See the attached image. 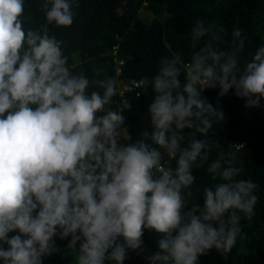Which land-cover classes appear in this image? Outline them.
Instances as JSON below:
<instances>
[{
  "label": "clouds",
  "instance_id": "1",
  "mask_svg": "<svg viewBox=\"0 0 264 264\" xmlns=\"http://www.w3.org/2000/svg\"><path fill=\"white\" fill-rule=\"evenodd\" d=\"M76 7L74 0H46V23L25 28V0H0V262L43 264L60 251L59 236L71 237L67 249H78L76 264H124L129 250L146 253L145 229L159 234L145 256L149 264H198L213 249L226 258L243 239L242 219L255 214L258 186L235 179L243 168L234 166L232 151L207 167L223 182L203 188L202 205L194 202L201 189L193 192V169L208 161L212 145L190 139L182 146V134L207 137L224 119L201 96L205 88L218 87L221 97L234 89L245 107L260 106L264 46L241 67V30L233 29L223 50V27L197 20L187 68L163 57L151 80L119 90L116 79L98 80L103 92L89 93L90 80L69 65L63 41L49 35V25L74 23ZM149 83L151 130L132 143L122 114L132 102L125 96L139 98ZM135 88L140 94L129 92ZM117 94L120 107L113 109ZM165 154L175 168L165 167Z\"/></svg>",
  "mask_w": 264,
  "mask_h": 264
},
{
  "label": "trees",
  "instance_id": "2",
  "mask_svg": "<svg viewBox=\"0 0 264 264\" xmlns=\"http://www.w3.org/2000/svg\"><path fill=\"white\" fill-rule=\"evenodd\" d=\"M45 2L25 0V28H39L46 23L41 8ZM74 4H78L74 23L67 28L49 25V35L63 41L65 53L70 57L69 65H74L76 72L83 71L90 80L89 93L103 92L96 83L98 80L116 79L117 90L141 77L151 80L163 57L176 58L187 68L195 51L190 30L197 20L203 21L205 27H223L224 42L220 45L223 50L231 46L233 29L241 30L244 40L238 57L241 67L264 46V0H74ZM205 39L207 37L202 38L201 43ZM115 48L116 55L113 54ZM72 53H77L75 60L71 58ZM118 61L122 63L119 73ZM154 95L149 83L139 98L125 96L132 102L131 110L122 113L132 143L141 139L146 128L151 130L148 107ZM201 96L214 108L222 110L224 119L214 121L207 137L188 129L182 134V146L190 139H206L212 145L208 161L203 167L193 169V192L197 187L201 189L194 202L202 205L203 188L223 182L219 177L213 180L207 167L222 154L228 159L232 151L237 153L234 166L243 168L235 179L256 183L254 194L258 201L253 218L241 221L243 239L237 238L226 258L213 249L201 256L198 264H264V98L259 107L248 108L245 99L237 97L234 89L221 97L218 87L205 88ZM113 101L111 107L119 108L118 94ZM163 163L165 167L176 166V160L166 154ZM222 166L227 165L222 161ZM158 238L159 234L145 229L142 239L146 253L138 255L137 251L129 250L124 264H149L145 256L155 251ZM54 239L60 251L44 257L43 264H76L78 249H67L71 237Z\"/></svg>",
  "mask_w": 264,
  "mask_h": 264
},
{
  "label": "built area",
  "instance_id": "3",
  "mask_svg": "<svg viewBox=\"0 0 264 264\" xmlns=\"http://www.w3.org/2000/svg\"><path fill=\"white\" fill-rule=\"evenodd\" d=\"M139 90H140V88H135V90L134 91H129L130 93H135L136 95H137V93H139ZM140 94V93H139Z\"/></svg>",
  "mask_w": 264,
  "mask_h": 264
},
{
  "label": "rangeland",
  "instance_id": "4",
  "mask_svg": "<svg viewBox=\"0 0 264 264\" xmlns=\"http://www.w3.org/2000/svg\"><path fill=\"white\" fill-rule=\"evenodd\" d=\"M147 14H149V13H147ZM145 15H146V14H145ZM145 15H144V16H145ZM145 17H146V16H145ZM151 18H152V16H151Z\"/></svg>",
  "mask_w": 264,
  "mask_h": 264
}]
</instances>
